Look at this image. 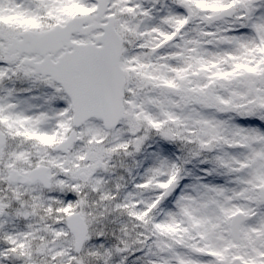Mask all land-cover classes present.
Listing matches in <instances>:
<instances>
[{
    "label": "snow or ice",
    "instance_id": "1",
    "mask_svg": "<svg viewBox=\"0 0 264 264\" xmlns=\"http://www.w3.org/2000/svg\"><path fill=\"white\" fill-rule=\"evenodd\" d=\"M0 264H264V0H0Z\"/></svg>",
    "mask_w": 264,
    "mask_h": 264
}]
</instances>
